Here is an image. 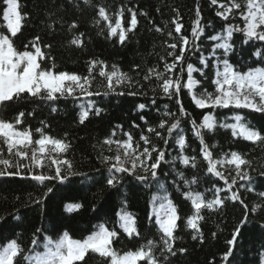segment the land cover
<instances>
[{
	"label": "trees",
	"instance_id": "trees-1",
	"mask_svg": "<svg viewBox=\"0 0 264 264\" xmlns=\"http://www.w3.org/2000/svg\"><path fill=\"white\" fill-rule=\"evenodd\" d=\"M219 2L226 3L227 0ZM20 3L26 18L21 32L13 38L17 50L34 51L31 43L39 37L38 46L44 53V59L38 58V62L44 69L54 65L56 73L86 76L89 75L90 62L96 60L104 64H97L93 69L89 87V91H98L100 95L86 97L77 90L75 96L48 101L25 93L20 99L7 102L6 107L0 106V119L4 121L14 123L19 112L25 113L22 123L16 127L20 131L27 129L32 134L29 156L32 148H38L35 140L41 138L36 129H42L44 135L71 145L65 153L46 152L44 167L33 168L31 172L24 169L20 175L0 176V244L18 239L25 250L24 255L35 256L45 253L47 242L56 241L64 233L82 240L103 226L118 233L112 247L121 254L137 250L149 240L154 241L155 255L160 264H264V195H261L264 193V175H261L264 173V141H245L242 137H233L230 129L220 127L224 123H235L234 118L241 116V123L264 135V113L236 108L200 109L185 88H181L178 98L174 96L170 99L159 87L162 81L156 78L155 73L149 75V69H155L156 72H163L165 78L179 76L183 85L186 82V65L192 63L204 73L193 74L198 81L194 91L199 95L205 91L214 93L212 81L216 78L217 69L223 70L224 59H228L240 73L264 69V41L249 40L242 32L233 33L228 41L232 50L227 56L223 54V49H217L215 56L212 55L214 45L223 42L211 40L212 35H226L224 29L228 24L243 27L239 11H234L225 21L216 15L218 6L212 5L210 0H20ZM197 5L201 12V25L205 28L197 41L199 50L186 52L183 64L173 72H165L164 65L173 61V56L168 55L173 51L168 44L177 43L175 54L178 55L179 35L193 39L191 28L196 19ZM101 6L106 8L113 25L117 13L123 11V27H127L130 21L129 10L137 13L138 24L127 33L123 44L118 37L108 36L107 22L98 15ZM177 17L183 25L179 35L172 23ZM6 24L0 11V33H6ZM157 28L161 31H156ZM168 32H172V36ZM74 39H79L81 43L73 44ZM25 45H28L27 49ZM257 52L260 55H256ZM201 56L207 59L209 66L200 63ZM113 66L118 75L126 73L131 77L130 81L120 84H116L114 79V91L108 88L106 78L99 75L102 67L111 72ZM181 67L184 72L180 71ZM146 75H149L148 80L144 79ZM105 92L108 94L104 95ZM177 99L183 104L186 114L179 111ZM140 104L145 107L140 109ZM89 106L92 109L89 117L81 124L80 114ZM96 109H100L99 115ZM204 114L212 115L216 121L213 129H200L212 159L225 161L234 151L249 161L242 167L251 180L243 181L237 177V183L232 187L239 200L225 199L231 196V192L224 179L208 172V161L202 155L200 138L195 135L196 129L192 124L193 120L197 125L202 123ZM176 120L180 121L179 127L168 134L167 127ZM161 122L166 123L165 129H159ZM149 128L160 131L168 143L149 132ZM113 130L115 135H112ZM127 134L132 136L137 154L145 146L165 151V159L157 169L155 179L149 175L147 180L141 181L129 173L109 172L110 164L104 162L103 157H112L114 163L117 145H108L104 141H123L127 139ZM141 135L149 138V145L140 140ZM180 138L185 140L183 148L179 144ZM0 147L4 148V158H9L2 140ZM155 155L153 153V158ZM48 156L70 161L74 174L63 181L40 183L33 180V174H55V165L49 166ZM184 157L189 158L188 165L183 163ZM126 166L130 167V163ZM66 167L62 166V173ZM10 170L15 171L14 168ZM217 171L229 183L236 175L235 166L227 163L218 164ZM137 174L145 173L138 168ZM112 176L119 180L114 186L107 184V179ZM48 188H52V192L49 193ZM217 189H222L219 195L224 204L201 210L202 219L195 221L199 228L197 233L186 223L188 218L196 215L186 194L200 193L205 201H210L215 198ZM37 200L40 203L37 204ZM168 200L173 202L179 216L174 231L175 256L167 252L161 254L162 232L156 223L157 213L163 215L161 205L166 207ZM124 214H130L135 219L139 236L129 238L123 232L120 215ZM245 215L247 220L242 224ZM237 228L240 229L237 242L229 246L227 240L232 238ZM193 235H197V239H192ZM33 239L37 240L36 245L31 243ZM229 247H232L233 255L226 262L223 256ZM181 248L186 251L181 253ZM85 261L86 264H106L104 258L91 252L85 256ZM21 264L35 262L21 261Z\"/></svg>",
	"mask_w": 264,
	"mask_h": 264
},
{
	"label": "snow or ice",
	"instance_id": "snow-or-ice-1",
	"mask_svg": "<svg viewBox=\"0 0 264 264\" xmlns=\"http://www.w3.org/2000/svg\"><path fill=\"white\" fill-rule=\"evenodd\" d=\"M210 3L214 6H218L216 15L223 20L227 21L230 15L234 11H239L240 18L243 21V27L228 24L224 29L226 35L218 36L212 35L210 37L213 41H223L216 43L212 49V55L215 56L217 49H223L225 56L232 50V45L228 41L233 36L234 32H242L249 40L256 39L264 41V0H227L226 3H220L219 0H210ZM3 20L7 22L6 33H0V106H7V102H12L15 99H20L21 94H28L33 98H39L42 100L55 101L61 97L75 96L77 90H79L82 96L91 97L93 95H100V92H91L89 87L91 86L92 76L91 73L97 64L103 65V61L93 60L90 62L88 72L89 75L81 76L79 74H70L68 72L56 73L52 68L44 69L41 67L39 60L44 59V53L41 47L38 46L39 37H35V42L31 43V50L19 51L14 46V40L18 33L21 32L23 27V21L25 15L22 14L20 0H2ZM131 18L127 27L122 26V19L124 16L123 11L117 13L115 18V24L112 23V18L109 16L105 7L101 6L98 9L99 17L107 22L108 36L118 37V40L123 44L127 39V33L134 30L138 24L137 13L131 11ZM201 12L199 5L196 7V19L193 22L191 28L192 40H189L187 36L179 35L183 25L179 22V17L174 18L172 23L175 25V33L179 35L180 48L179 54H175L177 49V43H170L168 47L172 49L169 52V56H173L172 63H166L164 65L165 72H173L178 65L183 64L185 60V53L196 49L199 50V44L201 35L205 32V28L201 25ZM99 23V21H97ZM75 27V25H72ZM156 31H161L157 28ZM169 36H172V32H168ZM73 44H79V39H74ZM28 45H25V49ZM256 55H260L259 52ZM200 63L205 67L209 66L208 61L204 56L200 57ZM223 70L217 69L216 78L212 81L215 85V91L203 92L197 95L194 88L198 86V81L194 78L195 72H200L203 75V69H197L192 63L186 65V82H181L179 76L173 79L171 76L165 78L163 72H156L155 69H149V75L155 73L156 78L162 83L159 87L162 89L163 94L168 98L179 97L181 88H185L191 95V99L194 104L200 109L206 108H236V109H249L255 112L264 113V69L250 70L246 73H240L235 70L233 65L230 64L228 59L222 61ZM113 71L107 72L101 68L99 75L105 77L107 80V86L113 91V81L115 79L116 84H120L123 81H130L126 73H119L113 66ZM181 72H184L183 67L180 68ZM149 75L144 77L145 80L149 79ZM108 93L105 92L104 95ZM123 95V93H120ZM129 95H135V93H128ZM177 103L180 105L179 111L182 114L185 113L183 104L179 99ZM144 104H140L139 108L143 109ZM91 106L84 109L79 117V122L83 124L89 117ZM55 111V109H53ZM96 114H100V109H96ZM25 113L23 111L15 117V122H8L0 119V140L3 145H6L9 158H4V148L0 147V176L5 175H20L22 170L27 169L29 172L33 168H41L45 166V153L55 152L57 154L65 153L71 145L61 139H56L48 135H44L42 129H36V132L41 133V138L35 140V145L31 149V155L29 156L28 148L33 144L32 134L29 130L20 131L16 125L22 123V118ZM235 123H224L220 127L231 130L233 137H242L245 141L258 142L264 141V135L260 131L254 130L251 126L241 123L242 117L236 116L234 118ZM193 128L196 129L195 135L200 138L202 145L201 152L208 161V172L214 173L217 177L224 179L227 185L228 191L231 192V196L225 197V199H231L233 201L239 200L240 197L237 192L232 191L233 185L237 183V177L243 181H250L251 177L247 171L243 170L242 166L249 164L241 154L237 152H231L230 158L225 161H216L212 159V153L208 150V146L205 144L200 129L211 130L216 126L214 117L210 114H204L202 117V123L197 125L196 121H192ZM180 125V121L171 123L167 127V133L172 134L173 130L177 129ZM166 123L161 122L159 129H165ZM149 132H153L157 137H161L162 133L155 128H149ZM112 135H115L113 130ZM132 136L127 134L126 140H112L106 139L105 144L111 145L115 143L117 145V153L114 157L115 162H112V157L105 156L103 161L110 164L109 172L115 171L117 173H129L136 176V179L144 181L149 178V175L155 179L157 177V169L160 167L161 162L165 159V151L159 150L156 147H143V150L137 154L136 148L133 147ZM140 140L145 145H149L150 141L147 136L141 135ZM164 143L167 144L168 140L164 139ZM179 144L183 148L185 140L180 138ZM51 146V148H49ZM122 150V153H121ZM39 153V155H38ZM153 153H156L153 158ZM50 160V165H55L54 175L33 174L32 179L43 183L48 180H66L68 175H72V164L66 159H60L52 156L47 157ZM24 161H28L24 163ZM148 161H152L148 163ZM194 161V158H193ZM130 163V167L126 166ZM183 163L188 165L190 163L188 157L183 158ZM220 163H227L234 165L236 170L235 177L232 178L231 183L222 175L220 171H217V166ZM67 166L62 173V166ZM195 167V163H192ZM15 169L11 171L10 169ZM142 169L145 173L143 175L137 174V170ZM264 175V173H261ZM119 182L116 176H112L107 179V184L114 186ZM47 191L52 192V188H48ZM222 189L216 190V195L213 200L205 201L200 193L188 192L186 195L191 200V205L195 209L196 215L187 219V226L195 229L199 233V228L196 224V220L202 219L200 216L202 209H213L217 206L224 204V199L219 195ZM264 195V193H261ZM243 204V201H240ZM36 203H40L39 200ZM247 209V205H245ZM163 215L157 213L156 223L159 226L162 235L160 237L162 245L160 248L161 254L167 252L172 256L176 255L174 247V231L177 228V220L179 219L177 208L174 206L171 200L167 201V206L161 205ZM255 211V209H252ZM247 215L241 223H246ZM120 221L122 222L120 227L123 232L129 237L139 236L140 233L136 227V221L130 214L120 215ZM240 229L237 228L232 234V238L227 240L229 246H233L237 242V236ZM215 236V233H213ZM118 236L116 231L108 230L103 226L99 231L87 236L84 239H74L69 236L68 233H64L56 241L49 240L45 245L47 251L43 254H37L35 256L24 255V249L18 242V239H9L5 244H0V264H21V261L34 260L35 264H76L78 261H83L86 264L85 256L91 252L98 254L99 257L104 258L106 264H160V261L155 255L154 249L156 244L154 241L149 240L145 245L141 246L137 250H130L119 253L112 247L113 239ZM192 239H197V235H193ZM33 245L37 244V240L31 241ZM181 253L186 250L179 249ZM233 255L232 247H229L228 251L224 254L223 260L228 262L229 257ZM166 259V257H165ZM230 264V262H229Z\"/></svg>",
	"mask_w": 264,
	"mask_h": 264
}]
</instances>
